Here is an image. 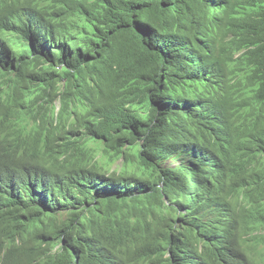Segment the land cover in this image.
I'll list each match as a JSON object with an SVG mask.
<instances>
[{"label":"trees","instance_id":"obj_1","mask_svg":"<svg viewBox=\"0 0 264 264\" xmlns=\"http://www.w3.org/2000/svg\"><path fill=\"white\" fill-rule=\"evenodd\" d=\"M18 3L0 0V169L32 177L0 198V264L132 263L140 248L197 264L192 232L210 215L233 228L225 252L264 231V0ZM52 133L79 150L41 168ZM98 152L121 162L105 170ZM178 174L205 195L185 198ZM168 193L198 221L160 214Z\"/></svg>","mask_w":264,"mask_h":264},{"label":"clouds","instance_id":"obj_2","mask_svg":"<svg viewBox=\"0 0 264 264\" xmlns=\"http://www.w3.org/2000/svg\"><path fill=\"white\" fill-rule=\"evenodd\" d=\"M27 7L28 12H31L37 6V0H19V3ZM8 13V12H6ZM3 13V14H6ZM56 111L59 110L60 103L55 101ZM47 146L46 157L37 159L36 164L41 168H57L58 162L66 160L69 153L75 154L77 150L71 147L68 152H64L65 140L63 136L52 133L45 138ZM79 145V144H78ZM99 153V152H98ZM97 157V156H96ZM30 167L33 165L29 162ZM193 170V169H192ZM109 171V170H108ZM111 171V170H110ZM198 172V171H197ZM32 175L30 171L25 168H3L0 169V198L8 197L10 195L23 193L29 194L31 187ZM174 184L179 185L182 190L184 197H190L192 199H198L203 197L207 191V185L201 182L195 181L186 176L177 175L174 176ZM173 178V177H172ZM162 184L163 181L157 182ZM173 200H169L168 196H165V206L162 210H157L160 214L162 211L168 216L170 223L176 228L185 230L188 221H198L201 216L199 214H188L185 209V203L182 200L183 197L176 193H168ZM128 212H126V215ZM233 234V228L230 223L223 218L210 215L203 223L194 227L192 237L195 238L196 242L193 244V250L195 252V259L197 264H264V231L261 229L251 228L248 233L243 237L246 240V248L242 249L240 253H229L225 252L224 249L227 247L226 238ZM252 237H256L255 239ZM106 248L111 251H117L122 248L119 243L118 237L115 233L102 232L100 238ZM136 242V239L133 240ZM147 253V255H146ZM136 260L132 263L128 261H114L106 262L105 264H164L162 260L159 262L155 253L151 249L140 248L137 252ZM163 259L171 260V252L168 248H165ZM81 264H101L98 259L91 255H85L84 261Z\"/></svg>","mask_w":264,"mask_h":264},{"label":"rangeland","instance_id":"obj_3","mask_svg":"<svg viewBox=\"0 0 264 264\" xmlns=\"http://www.w3.org/2000/svg\"><path fill=\"white\" fill-rule=\"evenodd\" d=\"M100 161L103 163V169L110 171L113 170L116 167V165L121 162V159L111 162L109 160H106V157L102 156L101 153L99 152L97 154L96 159L93 160L92 164H95L96 166H100L101 164Z\"/></svg>","mask_w":264,"mask_h":264}]
</instances>
